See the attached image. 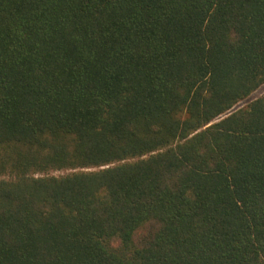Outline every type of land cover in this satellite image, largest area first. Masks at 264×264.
Wrapping results in <instances>:
<instances>
[{
	"label": "trees",
	"instance_id": "trees-1",
	"mask_svg": "<svg viewBox=\"0 0 264 264\" xmlns=\"http://www.w3.org/2000/svg\"><path fill=\"white\" fill-rule=\"evenodd\" d=\"M263 84L264 0H0V264H264Z\"/></svg>",
	"mask_w": 264,
	"mask_h": 264
},
{
	"label": "rangeland",
	"instance_id": "rangeland-1",
	"mask_svg": "<svg viewBox=\"0 0 264 264\" xmlns=\"http://www.w3.org/2000/svg\"><path fill=\"white\" fill-rule=\"evenodd\" d=\"M263 94H264V84L261 87H259L255 92H253L247 99L240 102L237 105V107H243V106L247 105L248 103H250L252 100L259 98ZM63 173H65V172H56L54 174L59 175V174H63Z\"/></svg>",
	"mask_w": 264,
	"mask_h": 264
}]
</instances>
